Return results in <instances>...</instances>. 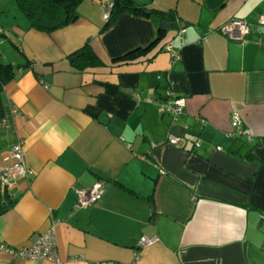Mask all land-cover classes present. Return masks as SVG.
I'll list each match as a JSON object with an SVG mask.
<instances>
[{
	"label": "crops",
	"instance_id": "obj_1",
	"mask_svg": "<svg viewBox=\"0 0 264 264\" xmlns=\"http://www.w3.org/2000/svg\"><path fill=\"white\" fill-rule=\"evenodd\" d=\"M109 1L81 0L46 33L0 0V62L13 70L0 169L19 141L29 168L7 198L0 187V243L28 247L55 222L58 251L0 249V264H264V0H133L175 20L122 11L108 24ZM231 19L250 24L244 39L221 32ZM86 42L97 62L75 68L68 55ZM169 97L180 113L160 110ZM98 183L101 198L75 210Z\"/></svg>",
	"mask_w": 264,
	"mask_h": 264
},
{
	"label": "built area",
	"instance_id": "obj_2",
	"mask_svg": "<svg viewBox=\"0 0 264 264\" xmlns=\"http://www.w3.org/2000/svg\"><path fill=\"white\" fill-rule=\"evenodd\" d=\"M112 6L111 2H108L106 5V11L103 15L105 20H108L110 16V8ZM259 23L264 24V17L259 19ZM221 32L227 35L229 38L234 40H242L245 35L250 31V24L246 21L239 19H231L225 23L221 28ZM183 31V29H182ZM164 48L168 50L173 59L178 58V54L171 50L170 43H167ZM166 107L160 108L161 111H168L173 114L181 112L183 106L182 98H172L169 97L167 100ZM232 124L236 130H240V120L237 113L232 114ZM167 141L169 143H176L177 138L171 135L167 136ZM159 144V142H158ZM198 145V142H195ZM10 162L8 165L0 169V187L2 190H7L9 187L14 185L19 177H25L29 168L24 161V153L21 141L17 142L9 151ZM103 193V188L101 184H95L87 189H80L77 191L76 201L74 203V209H85L93 204H95ZM55 224V222H53ZM54 224L50 228L38 235L36 240L28 247L19 248L15 250H10L0 243V249L10 252L16 257L20 258H33V259H49L53 261L58 260V251L56 236L54 231ZM154 238L142 237L140 239L141 245H147L154 241ZM111 261H100L95 264H112ZM134 264V263H130Z\"/></svg>",
	"mask_w": 264,
	"mask_h": 264
},
{
	"label": "trees",
	"instance_id": "obj_3",
	"mask_svg": "<svg viewBox=\"0 0 264 264\" xmlns=\"http://www.w3.org/2000/svg\"><path fill=\"white\" fill-rule=\"evenodd\" d=\"M81 0H16L18 9L24 15L30 27L50 33L56 29L67 26L76 15V6ZM110 16L107 23L116 19L122 11H130L141 16H155L160 22L175 20L173 11H163L156 8L136 4L133 0H110ZM165 27L159 25L155 41L162 38ZM1 31V29H0ZM146 49H138L135 52L125 55L123 58H132ZM68 60L75 68H82L93 65L97 62V56L91 49L88 42L82 47L68 55ZM13 70L9 64L0 62V120L3 117V104L1 90L3 84L12 77ZM9 205L0 202V214L8 209Z\"/></svg>",
	"mask_w": 264,
	"mask_h": 264
},
{
	"label": "rangeland",
	"instance_id": "obj_4",
	"mask_svg": "<svg viewBox=\"0 0 264 264\" xmlns=\"http://www.w3.org/2000/svg\"><path fill=\"white\" fill-rule=\"evenodd\" d=\"M4 6H5V10L8 9V11H10V9L13 11H15V0H2ZM12 14H9L8 16H11ZM23 15V14H22ZM24 16V15H23ZM7 17V16H6ZM4 35H8L7 33H4ZM11 38V37H10ZM13 39V38H11ZM5 40H7V38H5L4 36H0V41H2L3 43H0V47L4 46L3 44L6 43L7 47L9 46V43L6 42Z\"/></svg>",
	"mask_w": 264,
	"mask_h": 264
},
{
	"label": "water",
	"instance_id": "obj_5",
	"mask_svg": "<svg viewBox=\"0 0 264 264\" xmlns=\"http://www.w3.org/2000/svg\"><path fill=\"white\" fill-rule=\"evenodd\" d=\"M76 17L77 16H74L73 19H72V21H74L76 19ZM4 192H5V198H7L8 197L7 190H5Z\"/></svg>",
	"mask_w": 264,
	"mask_h": 264
}]
</instances>
